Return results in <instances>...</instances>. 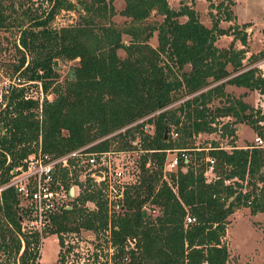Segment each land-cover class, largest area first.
<instances>
[{
  "label": "trees",
  "instance_id": "trees-1",
  "mask_svg": "<svg viewBox=\"0 0 264 264\" xmlns=\"http://www.w3.org/2000/svg\"><path fill=\"white\" fill-rule=\"evenodd\" d=\"M4 1L0 0V28L15 25L16 19L10 15L21 6V1L15 6L16 0H6V7ZM111 1L47 0V9L39 13L22 9L24 19L15 26H22L24 20L28 25L19 28L14 45L19 57L9 65L21 84L9 85L1 94L0 185L38 143L42 152L52 155L92 142L89 151L137 150V182L126 186L122 210L110 218L109 227L99 189L88 178L80 187L75 171L69 181L66 171L60 170L66 189L71 184L80 189L73 205L53 216L47 229V234L57 237L56 262L72 248L64 245L60 233L82 229L96 234L108 229L111 264H228L223 241L229 216L239 207L248 208L251 215L264 213V149L248 144L226 151L212 140L207 148L197 149L191 138L218 132L220 137H230L232 143L237 136L233 125L240 123L262 133L258 122L263 116H253L252 107L223 90L227 84L264 93V78L256 67L244 66L245 50L232 44L235 40L244 44L242 28L248 25L230 27L232 33L220 28L212 13L210 26H204L185 3L172 9L167 0H123L119 14L128 21L118 26L111 21ZM230 5L232 1L226 0L223 6L220 2L208 7L217 12L222 6L229 21L233 18ZM61 10L76 11V20L52 28L50 23ZM151 12L161 21L147 22ZM180 17L185 19L179 21ZM154 31L157 45L151 47L148 40ZM230 32L228 47L214 45L218 36ZM122 35L128 36L127 43L122 42ZM118 49L124 51V57H118ZM262 56L264 51L251 54L247 63ZM56 59H77L62 82L55 81ZM31 82L39 83L41 99L25 97ZM47 92L52 93L51 99ZM184 96L188 97L169 107ZM220 98L222 103L208 106ZM221 117L233 120L215 124ZM145 125L149 131L143 130ZM171 132L176 133L174 138ZM178 148L188 150L189 161L184 164L178 158L177 165L163 175L165 149ZM206 157L213 159L214 178L209 181L204 174ZM86 201L92 202L91 209L82 207ZM146 206L157 214L151 217ZM186 215L194 220L185 223ZM20 216L13 189L1 190L0 251L11 255L16 264H33L36 252L31 244L35 247L38 243V234L21 232ZM131 238L134 244L130 248L127 239Z\"/></svg>",
  "mask_w": 264,
  "mask_h": 264
},
{
  "label": "rangeland",
  "instance_id": "rangeland-1",
  "mask_svg": "<svg viewBox=\"0 0 264 264\" xmlns=\"http://www.w3.org/2000/svg\"><path fill=\"white\" fill-rule=\"evenodd\" d=\"M18 1H21V6L16 8V11L11 13L10 18H15L16 22L19 19H24L22 16V9L29 8L30 10L36 9L39 13L41 10L47 9V0H16L15 6L18 5ZM75 2V0H71ZM168 5L172 9H177L181 3H185L186 5L193 8L196 12L198 20L206 27L210 26L211 17L209 13H212L214 17L219 19L218 26L222 29H228L231 31L230 27H237V29H241L242 25H248V27L242 28L245 32V42L242 45L238 40L232 41L234 48H242L245 50L243 63L246 68L256 67L257 72L264 73V56L259 58L258 60L248 64L247 57L251 54H256L264 51V31H262L261 22L256 23V26L253 28L250 27L253 25V22H244L237 23L233 19L225 20L224 13L222 12V6L226 3V0H167ZM222 3V6L216 12L215 8H209L208 4L210 3L212 6ZM7 7V1L3 2ZM111 4L113 6L114 15L111 17V21L121 26L124 21H128V18L119 14V11L123 8L124 3L123 0H112ZM252 10H255V6H249ZM6 13L9 12V9L5 10ZM261 12L258 11L254 15H259ZM240 20H244L242 14L239 15ZM77 12L76 11H64L61 10L52 20L50 26L52 28H58L65 25L73 24L76 20ZM251 17V15H250ZM9 18V19H10ZM247 18V17H245ZM6 20V22L9 21ZM185 17L178 18L179 21H183ZM22 23V26L10 25L0 28V102H3L1 99V94L7 89L9 85H18L21 84L17 74L11 73L10 64L16 63L19 57V52L15 49V44L18 42L17 37L19 34V28L25 27L27 24L26 20ZM147 22L158 23L161 21V17L159 15L151 14L148 16ZM251 30H249V29ZM232 32V31H231ZM231 32L229 34H223L216 38L214 45L218 48H226L232 39ZM233 33V32H232ZM122 42L127 43L128 36L122 35ZM148 44L151 47H156V31L152 33V36L148 40ZM21 49V48H19ZM118 57L122 58L125 56V53L122 49H118L116 51ZM163 57V56H162ZM164 59V58H162ZM77 59L67 61L56 59L55 70L58 74L56 82H62L63 79L67 76L68 71L71 66L75 64ZM164 61V60H163ZM254 64V65H253ZM187 70V66L184 68ZM224 80V79H223ZM221 80V81H223ZM221 81L210 83L208 86H212ZM28 84V83H23ZM31 85H38V82H31L28 84L26 90L27 95L40 97L42 95L39 94V89L35 88ZM35 88V90H34ZM224 92L230 98H241L245 103H247L250 107H252L253 116H263V118L258 122V125L262 127V133L256 132L250 126L240 123L235 124L236 138H238V146H241L242 143L254 145L253 137L255 135H259L264 140V93H259L256 90H245L243 88L234 87L232 85H225L223 87ZM52 93L47 92V99L52 98ZM188 96H184L182 98H178L176 101L171 103L169 107H174L178 105L183 99ZM221 101V102H220ZM223 99H213L208 106L214 107L222 103ZM3 107V103L0 105V109ZM257 111V112H256ZM233 120L232 117H221L218 118L215 124H220L225 121L231 122ZM236 138L234 140H236ZM193 141V146L196 148L199 147H208L209 142L217 141L218 145H221L226 151L232 149V146H236L234 142L230 143V137H220L218 132H212L209 134L198 133L194 137L191 138ZM114 161H121L126 158V154H116L114 156ZM132 158H139V152L133 151L130 154ZM206 180L213 179V175L209 172L205 173ZM146 213H148L151 217L157 214L156 209H149V207L144 208ZM154 210V211H152ZM230 222L227 225L226 237L225 241H229V246L233 251L232 259L240 258L241 261L239 264H264V215L257 214L255 216H251L247 212V208L239 207L236 208L233 213L229 216ZM254 226H253V224ZM66 239L68 245L72 246V249L68 252H64L63 258L60 261L56 262L58 255V241L55 234H46L43 236L42 241L39 242L38 250H37V259L33 262V264H111L110 252L108 250V242L105 233H92L88 230H79L77 233H68L62 236ZM20 251V250H19ZM256 255L257 258L250 260L249 262L244 261V258L247 257L249 260V256ZM0 264H16L13 262L12 256L7 252L2 253L0 251Z\"/></svg>",
  "mask_w": 264,
  "mask_h": 264
},
{
  "label": "built area",
  "instance_id": "built-area-1",
  "mask_svg": "<svg viewBox=\"0 0 264 264\" xmlns=\"http://www.w3.org/2000/svg\"><path fill=\"white\" fill-rule=\"evenodd\" d=\"M259 75L264 78L263 72H260ZM38 89L41 95L40 86ZM25 97L35 98L36 96L26 94ZM41 97L42 95L39 99ZM151 115H146L126 127L139 123ZM149 129V126L146 125L143 127L145 131H149ZM175 136L176 133L171 132V137L174 138ZM253 142L255 147L264 149V140L259 135L253 137ZM93 143L86 144L60 155L42 152L38 143L37 148L33 152L26 155L20 163L8 171L7 181L0 185V191L7 187L12 188L19 200V207L22 213V216H20L21 232L25 234H38V243L35 247L31 244V248L36 253L39 242L42 241L43 236L47 234V229L51 226V218L59 215L63 209H69L73 205V202H75V197L79 194V186L71 184L68 189L63 186L59 178L61 169L66 171L69 181L74 179L73 171H75L77 174L76 179L80 183V187L85 186L86 179L88 178L91 185L99 189L101 198L105 203L108 227L110 226V218L122 210V200L126 186L137 182L139 171L137 168L138 158L130 157V154L137 150H87ZM131 143L135 144L136 141L132 140ZM219 148L224 149L226 147L219 145ZM187 151L184 148L165 149L166 156L162 169L163 175L166 171L172 170L177 165L178 158H181L184 164L187 163L190 157ZM121 153L126 154V158L121 161H114V157L112 156ZM6 161L8 162V157H6ZM205 161L208 162V168L205 170V173L210 172L213 159L206 157ZM147 165L148 163L145 164V166ZM163 178L166 179L165 176ZM90 205L93 206L92 202L86 201L82 207L91 209L92 207ZM184 220L185 223H189L194 219L186 215ZM68 233H60V235L62 237ZM103 233L106 234L108 241V229L104 230ZM62 240L65 246H69L66 239L62 237ZM127 244L131 248L134 244V239H127ZM21 249L22 246L20 251ZM108 250L111 255L113 248L110 245H108ZM35 259H37V255L34 261ZM123 261H127V258L124 257Z\"/></svg>",
  "mask_w": 264,
  "mask_h": 264
},
{
  "label": "crops",
  "instance_id": "crops-1",
  "mask_svg": "<svg viewBox=\"0 0 264 264\" xmlns=\"http://www.w3.org/2000/svg\"><path fill=\"white\" fill-rule=\"evenodd\" d=\"M232 1V5H230L229 9L231 11V14H232V19L237 22V23H244V22H253V25H251L250 27H254L256 26V23L258 22H261V23H264V0H231ZM249 6H255L256 9L255 10H252ZM260 14L259 15H254L256 12L260 11ZM242 14V17H244V20H240L239 19V15ZM251 15V17H250ZM247 17V18H245ZM248 27V26H247ZM262 31H264V24H262ZM249 29V28H248ZM251 30V29H249ZM254 65V64H253ZM236 146H234V148H245V147H248V144L246 143H242L241 146H238V138H236V140L233 141ZM211 174V176L213 175V173L210 171L209 172ZM214 177V175H213ZM246 208V207H245ZM247 212H248V208H247ZM261 215H264L263 212H256L255 214L251 215V216H255L257 214H260ZM229 219V218H228ZM229 222H230V219H229ZM253 224V222H252ZM228 225V224H227ZM254 226V224H253ZM226 230H227V227H226ZM226 230H225V238L226 237ZM226 248H227V253H228V264H239L241 261L239 260L240 258H237L236 259V263H235V259L233 260L232 259V256H234L235 258V255L233 254V251L231 250L230 246H229V241H223ZM249 260H247V257L244 258V261L246 262H249L250 260H253L254 258H257L256 255L254 256H249L248 257ZM251 264H255V263H251Z\"/></svg>",
  "mask_w": 264,
  "mask_h": 264
},
{
  "label": "water",
  "instance_id": "water-1",
  "mask_svg": "<svg viewBox=\"0 0 264 264\" xmlns=\"http://www.w3.org/2000/svg\"><path fill=\"white\" fill-rule=\"evenodd\" d=\"M56 60H53V68L55 69ZM221 102V101H220ZM166 135V129L164 130V137Z\"/></svg>",
  "mask_w": 264,
  "mask_h": 264
}]
</instances>
